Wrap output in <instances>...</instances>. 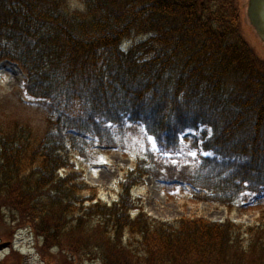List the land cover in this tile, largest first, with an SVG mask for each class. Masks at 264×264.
<instances>
[{"label": "trees", "instance_id": "obj_1", "mask_svg": "<svg viewBox=\"0 0 264 264\" xmlns=\"http://www.w3.org/2000/svg\"><path fill=\"white\" fill-rule=\"evenodd\" d=\"M245 8L0 0V64L20 69L46 123L39 136L0 112V239L28 230L43 264H264V61L242 33ZM200 126L211 130L200 147L211 157L174 165L165 156ZM138 127L159 151L147 148L104 202L75 157L114 149ZM145 178L184 185L229 216L250 200L257 217L152 219L131 194Z\"/></svg>", "mask_w": 264, "mask_h": 264}, {"label": "rangeland", "instance_id": "obj_2", "mask_svg": "<svg viewBox=\"0 0 264 264\" xmlns=\"http://www.w3.org/2000/svg\"><path fill=\"white\" fill-rule=\"evenodd\" d=\"M241 21L245 40L264 61V46L252 29L244 23V15L241 16ZM23 80L21 71L15 65L8 62L0 64V112H4L3 115L8 118L29 124L40 136L46 127L45 113L42 107L37 105L36 100L24 93ZM189 137L186 135L180 140L179 161H188L186 157H192L189 152L195 151L193 146L191 147L193 139ZM196 145H199V142ZM147 148L157 151V148L154 149L150 144L142 128H133L117 142L116 148L107 149L96 145L93 156L75 157V164L83 169L87 183L100 188L101 199L110 203L115 200V196L109 194L107 190L111 192L117 190L118 182L127 170L133 168L138 157ZM179 161H175L174 165H177ZM165 187L163 180L147 178L142 186L133 190V197L141 203L144 213L152 219L174 221L179 218H203L211 222H223L229 218L237 223H251L257 217L259 206L251 204L250 200L240 214L234 213L229 216L223 207L198 201L184 186H178L172 192ZM261 205L264 206V202ZM6 243L10 245L0 250V264H42V258L35 252L33 248L35 241L28 230L18 232L11 241L7 238L0 239V245ZM47 258L50 259L49 256Z\"/></svg>", "mask_w": 264, "mask_h": 264}, {"label": "water", "instance_id": "obj_3", "mask_svg": "<svg viewBox=\"0 0 264 264\" xmlns=\"http://www.w3.org/2000/svg\"><path fill=\"white\" fill-rule=\"evenodd\" d=\"M246 19L257 38L264 44V0L246 1ZM7 244L1 245L0 250Z\"/></svg>", "mask_w": 264, "mask_h": 264}, {"label": "snow or ice", "instance_id": "obj_4", "mask_svg": "<svg viewBox=\"0 0 264 264\" xmlns=\"http://www.w3.org/2000/svg\"><path fill=\"white\" fill-rule=\"evenodd\" d=\"M149 142H150V144L152 145V147H153L154 149L157 148V144H156V141H155L154 138H149ZM204 154H205V155H208V153H204ZM189 155L195 157V156H196V153H195V152H189Z\"/></svg>", "mask_w": 264, "mask_h": 264}]
</instances>
